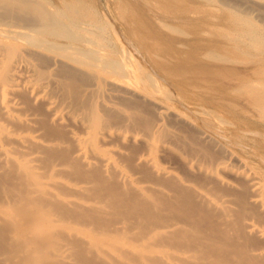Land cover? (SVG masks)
I'll return each mask as SVG.
<instances>
[{
  "label": "bare ground",
  "instance_id": "bare-ground-1",
  "mask_svg": "<svg viewBox=\"0 0 264 264\" xmlns=\"http://www.w3.org/2000/svg\"><path fill=\"white\" fill-rule=\"evenodd\" d=\"M161 1L250 73L173 72L128 8L138 45L85 0H0V264H264V153L205 111L264 116V0Z\"/></svg>",
  "mask_w": 264,
  "mask_h": 264
},
{
  "label": "rangeland",
  "instance_id": "rangeland-1",
  "mask_svg": "<svg viewBox=\"0 0 264 264\" xmlns=\"http://www.w3.org/2000/svg\"><path fill=\"white\" fill-rule=\"evenodd\" d=\"M85 1L91 4L96 13H100H98V15H101V17H103L102 14L104 17L107 15L106 17H108L116 27L118 26L119 30L127 35V38L131 44L138 45V39L127 28L128 24L125 19V16L128 15L127 13L129 11L127 8L130 9V11L133 10L136 15L150 27V29L145 28L142 30L147 32L149 31L148 33H152V36L155 35L153 37L157 40L155 41L156 44L160 43L171 53V57L169 56L167 58V63L168 66L172 68L173 72L179 69L187 71V66L190 64V62H192L197 66H206L212 68V70H217L216 74L211 73L210 76L212 78H217L223 82H230L238 80L237 78H239L241 74L250 73L252 67L254 66V62L252 61L251 57L248 56V54L240 58L245 60L244 62H235L232 56H230V54H228L226 51L219 49L206 50L202 48V46H197V44L190 45L191 43L186 44L183 42L191 41L192 43H198L199 41H203L202 39H215L217 38L218 34L213 32L212 27L206 26L204 28L208 29V31L200 33L196 31V29H199V27L192 23H189L185 20L174 21L172 17H167L165 14L167 12L164 10L161 11V8L159 7L160 4L154 3L156 0ZM166 1L164 3H167ZM182 1L183 4H181ZM182 1L179 2V0H173V3L175 5H187L189 4L188 2L193 4L188 0ZM158 7L160 9H158ZM112 19L114 21H112ZM169 37H172L176 40V42H174L175 44L169 43ZM177 41H179V43ZM195 59L197 60L195 61ZM145 60L150 65V61L147 56L145 57ZM154 73L160 81H163L167 84L170 90L175 91V84L173 80L169 77V75L162 71L161 68L156 67L154 69ZM183 98L184 97H181L182 100H184ZM245 98L246 97L244 96L239 100L236 98H228V100L226 99L227 102H235L236 106H230L226 102H220L218 105H212L211 103L205 107V111L207 112L209 110L208 114L211 113L209 116L211 115V119L217 121V124L221 122L219 123V126L221 125L220 127H222L223 130L236 134L238 140L235 141L234 144L241 153L253 159L255 163L260 164L261 162L258 161L257 154L264 153V116L262 117V115L259 114L257 110L253 109L251 104ZM244 108H246V112ZM246 118L249 120L252 119L254 122L256 121L257 124L260 123V126H258L260 129V135L254 137L253 135L248 136V134L242 132L243 129H241V124H244V119Z\"/></svg>",
  "mask_w": 264,
  "mask_h": 264
}]
</instances>
